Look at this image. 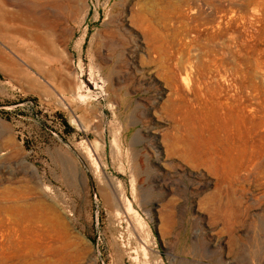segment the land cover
Instances as JSON below:
<instances>
[{
    "label": "rangeland",
    "instance_id": "374dc122",
    "mask_svg": "<svg viewBox=\"0 0 264 264\" xmlns=\"http://www.w3.org/2000/svg\"><path fill=\"white\" fill-rule=\"evenodd\" d=\"M0 264H264V0H0Z\"/></svg>",
    "mask_w": 264,
    "mask_h": 264
},
{
    "label": "bare ground",
    "instance_id": "6f19581e",
    "mask_svg": "<svg viewBox=\"0 0 264 264\" xmlns=\"http://www.w3.org/2000/svg\"><path fill=\"white\" fill-rule=\"evenodd\" d=\"M185 68V67H184ZM185 156V155H184Z\"/></svg>",
    "mask_w": 264,
    "mask_h": 264
}]
</instances>
